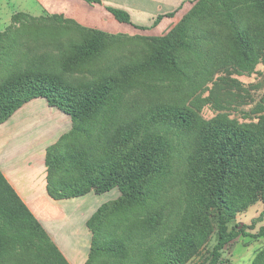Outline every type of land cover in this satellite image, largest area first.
Wrapping results in <instances>:
<instances>
[{
  "label": "trees",
  "instance_id": "1",
  "mask_svg": "<svg viewBox=\"0 0 264 264\" xmlns=\"http://www.w3.org/2000/svg\"><path fill=\"white\" fill-rule=\"evenodd\" d=\"M190 4L162 36L136 37L142 59L88 83L64 79L51 68L50 52L42 58L23 54L16 61L22 43L15 36L7 45L0 39V124L37 98L72 121V129L47 151L49 195L72 200L119 193L88 222L93 242L86 264H188L213 237L210 264H223L225 250L241 237L264 238V227L250 233L255 223L230 228L252 206L264 205V114L250 123L226 114L207 120L200 114L202 99L121 116L126 96L151 89L150 79L186 84L190 93H198L222 70L250 75L260 63L264 0ZM107 10L142 32L177 13L158 16L148 28L135 25L125 10ZM30 19L19 13L14 21L25 27L34 21L36 35L63 30L74 35L59 47L58 65L68 73L87 70L111 49L135 40L60 16L48 17L53 24L45 25ZM15 31L10 27L2 36ZM9 263L70 264L0 170V264ZM252 264H264V249Z\"/></svg>",
  "mask_w": 264,
  "mask_h": 264
},
{
  "label": "rangeland",
  "instance_id": "2",
  "mask_svg": "<svg viewBox=\"0 0 264 264\" xmlns=\"http://www.w3.org/2000/svg\"><path fill=\"white\" fill-rule=\"evenodd\" d=\"M142 1H145L147 4L146 5L144 2V10L132 11L130 14L132 22L137 26L149 28L154 25L158 16L165 15V12L170 10L167 2H165V4L162 2L161 5L158 6L153 0ZM26 3L24 2L25 5H23L21 0H0V39L2 38L4 45H7V43L11 41V38L15 36L17 41L22 43V50L14 58L16 61H18L19 56L21 57L23 54H30V58L36 56L42 58L43 53L50 52L51 54L49 55H51V60L53 61V66L51 68L59 69V73L63 74V78L73 83H88L93 81L96 77L101 76L103 72H116L129 63L139 61L144 56V52L141 47V41L136 37L162 36L172 28L175 23V16L177 15L176 13L174 17L163 18L155 27L150 28L146 32L137 30V34L135 35H131V32L136 30L134 26L124 24V26L120 28V31L128 33L119 35L133 37L135 40L127 43L124 41L125 44L111 49L101 61L89 66L87 70L68 73L63 71L62 67L58 65L60 54L59 47H64L62 44L69 43L74 35L69 34L70 31L67 30H63L62 32L58 31L61 32L59 35L49 33L36 35L35 28L37 26L32 24L34 21H32L31 24L27 23L26 27L22 22L15 23V16L19 13L26 14L22 12H25L26 8H28L30 15H26L31 17L30 20L35 19L38 24L42 25L53 24L51 22H46L48 16L40 13L42 10L40 11L35 6L36 3L34 0H29ZM172 5H174V0ZM160 6L162 9H159ZM39 13L41 15L37 16ZM10 27L16 29L14 35L2 36ZM54 36L57 38L55 39ZM37 37L38 39H36ZM54 40H58L56 45L49 44L53 43ZM149 84L151 89L139 88L126 96L125 100H123L124 106L122 111H124L121 114L123 118L126 117V115L128 116L132 111H137L140 108L143 109L152 105L170 103L191 106L196 103V100L202 101V99H205L206 102L201 105L200 114L207 120L218 114H226L231 119H236L241 123H250L256 121L259 116L264 114V54L252 74L238 75L234 71L222 70L218 72L203 89L198 91V93H190L189 90H187L186 84H180L178 87L175 85L169 86V83L162 84L157 79H150ZM38 115H40V113H38ZM44 119H46V116L42 118V121H44ZM55 127L56 126L52 127V122L47 124L45 130L37 133L39 135L36 134L37 136L27 143L26 148L29 147L30 144L32 148L39 150L43 146L42 144H46L49 141V138L52 137V133H55ZM11 145L12 144H10V146ZM52 146L53 145H51V147ZM117 195H119L118 191L114 190L105 196L89 195L83 199L77 200L76 204H74L75 202L73 204L71 202V207L69 206L66 210V214H64L65 220L67 217L69 222L63 224V226H66L65 229H70V231L68 234L62 233L61 239L59 238L58 240L62 241L65 237L66 240H68L67 246H70L71 240H74V244L79 243L78 247L80 246V254L83 255L86 253L83 248L87 247L86 240L88 239H85V235L87 237V232H85V230L88 229L89 220L96 214L97 210L102 205L107 203L109 198H114ZM170 198H172L171 195H169L168 199ZM263 211L264 205L261 202L257 203L245 214L240 215L237 220L230 225V228H234L237 223L247 226H252L255 223L254 229L250 230V233L252 235L258 233L259 230L264 227V216L261 217ZM259 217L261 218L259 219ZM80 227L85 229L82 230L81 233H79ZM114 228L115 227H113V229ZM73 230L76 231V235H71ZM215 244L216 237H213L206 248L188 264H210ZM263 249L264 238L241 237L225 250L223 254L225 262L223 264H252L255 257Z\"/></svg>",
  "mask_w": 264,
  "mask_h": 264
},
{
  "label": "crops",
  "instance_id": "3",
  "mask_svg": "<svg viewBox=\"0 0 264 264\" xmlns=\"http://www.w3.org/2000/svg\"><path fill=\"white\" fill-rule=\"evenodd\" d=\"M28 1L21 0V3L25 5L24 2ZM100 1L102 4H88L83 0H34L36 3L34 5L40 11L42 10L40 13L45 16H60L88 29L118 35L128 33L120 31V28L125 23L117 21L107 10V7L122 9L131 14L132 11L144 10L145 2L142 0ZM191 1L194 0H174V5H172L173 0H153L158 6L162 2L164 4L165 2L168 3L170 10L166 11L165 14L177 11L172 28L190 8ZM159 9H162V7L160 6ZM22 13L30 15L28 8ZM40 13L37 16L41 15ZM136 31L131 32V35L137 34ZM45 116L46 119L42 121ZM50 122H52V127H56L52 137H48L49 141L46 144H42L43 146L39 150L32 148L30 144L26 148L27 143L39 135L37 133L45 130ZM71 129V118L62 111L50 107L45 99L37 98L25 104L7 122L0 124V170L21 200L47 231L67 261L70 264H86L93 242V234L89 228L85 230L80 227L79 230V233L82 230L87 232V237L85 235V239H88L86 240L87 247L83 248L86 253L83 255L80 254L79 243H75V246L74 240H71L70 246H67L68 240L65 237L62 241L58 239L62 233L68 234L70 231V229H65L66 226H63V224L69 222L67 217L65 220L64 214H66L69 206L71 207V202L76 204L77 200L89 195L95 196L96 194L91 193L83 198L72 200H54L47 190V149L51 145H55ZM10 144L12 145L10 146ZM118 196L109 198L107 202L117 199ZM72 234L76 235V231L73 230Z\"/></svg>",
  "mask_w": 264,
  "mask_h": 264
}]
</instances>
